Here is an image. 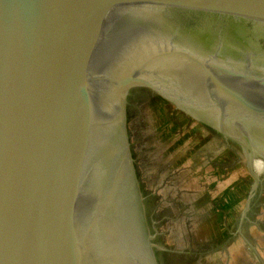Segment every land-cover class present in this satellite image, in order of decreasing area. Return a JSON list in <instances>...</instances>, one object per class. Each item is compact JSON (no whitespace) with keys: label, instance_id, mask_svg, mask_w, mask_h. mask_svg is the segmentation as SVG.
<instances>
[{"label":"water","instance_id":"obj_1","mask_svg":"<svg viewBox=\"0 0 264 264\" xmlns=\"http://www.w3.org/2000/svg\"><path fill=\"white\" fill-rule=\"evenodd\" d=\"M201 19L264 33V0H0V264H162L175 253L158 241L135 166V89L193 105L242 146L255 181L247 213L264 58L203 40Z\"/></svg>","mask_w":264,"mask_h":264},{"label":"rangeland","instance_id":"obj_2","mask_svg":"<svg viewBox=\"0 0 264 264\" xmlns=\"http://www.w3.org/2000/svg\"><path fill=\"white\" fill-rule=\"evenodd\" d=\"M188 23L202 29L197 34L203 40L218 38L228 52L240 43H256L247 53L264 58V33L253 27L233 32L226 25L217 32L212 20ZM190 105L177 107L145 89L128 97L135 166L149 195L148 219L155 214L159 241L175 251L168 262L264 264V142L258 140L264 135L251 131V163L260 181L244 214L255 185L244 150ZM226 129L241 131L229 122Z\"/></svg>","mask_w":264,"mask_h":264},{"label":"bare ground","instance_id":"obj_3","mask_svg":"<svg viewBox=\"0 0 264 264\" xmlns=\"http://www.w3.org/2000/svg\"><path fill=\"white\" fill-rule=\"evenodd\" d=\"M238 29V28H237ZM207 43V44H210L208 41H204V43ZM216 45V44H215ZM258 44H256V43H249L248 44V46L247 45H244V43H240L238 46H236V48L237 49H239V50H242V51H245V52H249L250 51V48L252 49V51H254L253 50V48H255V47H258L257 46ZM251 46V47H250ZM247 47V48H246ZM256 50V49H255ZM259 138H262L263 139V137H259Z\"/></svg>","mask_w":264,"mask_h":264},{"label":"flooded vegetation","instance_id":"obj_4","mask_svg":"<svg viewBox=\"0 0 264 264\" xmlns=\"http://www.w3.org/2000/svg\"><path fill=\"white\" fill-rule=\"evenodd\" d=\"M147 202H149V200H148ZM146 209L148 210L149 207L146 206ZM154 217H155V214H154ZM159 240H160V238L158 239V241H159ZM157 258H158V262H159V263H162V264H169L167 254H162V258H161L160 255H158Z\"/></svg>","mask_w":264,"mask_h":264}]
</instances>
